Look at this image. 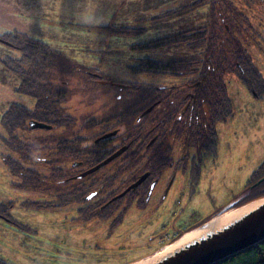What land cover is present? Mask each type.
Wrapping results in <instances>:
<instances>
[{
    "label": "rangeland",
    "instance_id": "1",
    "mask_svg": "<svg viewBox=\"0 0 264 264\" xmlns=\"http://www.w3.org/2000/svg\"><path fill=\"white\" fill-rule=\"evenodd\" d=\"M176 13L164 16L166 13ZM219 22L238 38L264 78V0H0V36L24 35L41 41L75 63L97 69L121 83L176 86L193 76L134 73L141 59L160 62L203 60L207 43L191 50L184 43L160 48L145 45ZM227 24V25H225ZM21 53L0 39V204L8 206L10 219L0 216V260L4 264H132L168 243L176 235L201 227L206 220L242 196L252 173L264 161V99H255L235 73L224 81L233 115L216 125L217 158L207 161L196 196L183 183L163 202L152 201L140 213L131 209L123 223L101 226L100 236L76 221L80 204L49 206L58 201L63 184L48 180L41 191L21 186V178L7 168L3 157L12 156L25 167L48 177L45 162L23 160L10 150L1 116L11 104L34 109L36 101L17 92L19 80L3 64ZM123 86H104V95L123 96ZM87 92L73 95L67 106L76 117H99L102 104ZM62 129L20 131L32 143L35 138ZM99 127L80 132L92 138ZM181 148L179 142L176 144ZM44 150L35 151L36 156ZM10 220L12 222H10ZM88 226L91 223L87 224ZM87 232V233H85Z\"/></svg>",
    "mask_w": 264,
    "mask_h": 264
},
{
    "label": "trees",
    "instance_id": "2",
    "mask_svg": "<svg viewBox=\"0 0 264 264\" xmlns=\"http://www.w3.org/2000/svg\"><path fill=\"white\" fill-rule=\"evenodd\" d=\"M174 13L176 11L166 13L164 16ZM0 39L21 53L18 59L6 58L3 61L4 66L19 80L17 92L36 101L34 109H28L16 103L9 106L1 116V125L6 132L4 141L7 147L23 160L33 159L45 162L50 167L51 174L46 177L32 168L25 167L20 160L14 159L12 156L3 157L7 168L13 175L20 177L21 186L30 191H41L48 180L63 184V188L60 189L61 194L57 198L58 201L49 204V206H66L72 203L88 205L85 200V197L90 194L88 184L93 181V186L104 185L105 187L106 185V190L109 191L119 176L116 173L120 171L117 170L118 166L104 167L92 175L76 181L73 178L76 166L81 171L93 168L122 144L129 145L130 150L136 151L135 154L128 156L132 157L133 163L140 154L142 146L148 140L145 137L146 134L142 135L139 129L146 125L150 126L151 123L159 120V117L166 111L154 112L153 114L158 113V117L153 116L151 119L142 116L138 121V117L156 100L162 99L163 102L169 98V95L162 93L163 91L158 90V86L154 84H131L112 80L102 75L97 69H89L75 63L49 45L24 35L6 33L0 36ZM177 43H185L191 50H196L207 43L205 58L202 61L179 60L172 62H160L146 58L139 60L131 69L137 74L149 73L172 77L193 76L187 81L188 83H201L195 90L199 123H196V128L193 127L192 130H189L188 145L203 146L208 153L212 152L216 157V125L233 115L224 75L235 73L250 94L259 100L264 99V78L238 38L231 33V30L226 31L219 22H214L210 29L199 28L183 32L145 46L160 48ZM101 82L113 83V87L123 85L122 89L125 90V94L123 96L104 95L103 88L108 84L102 85ZM174 88L177 89L178 86ZM90 91L97 94L101 100L108 98V102H100L103 103L101 116L97 118L76 117L70 114L67 106L70 98L76 94L82 97ZM127 99L132 101L128 102ZM176 99L179 101L181 96H177ZM124 100L127 102L117 106ZM118 107L120 110L117 109ZM173 111L176 109L171 112ZM107 123L110 126L118 123L124 132L122 131L118 138L110 141L109 144L102 141L97 143L98 137L104 131L103 125ZM37 124L49 127L48 130L62 129V131L54 135L35 138L31 144L23 141L18 133L35 130ZM94 127L100 129L96 136L92 138L80 136L82 130ZM105 144L111 148L108 154L100 150ZM37 150H48L50 152L47 156L48 159L43 160L45 155L36 156L35 151ZM126 160L128 158L124 161ZM125 178L128 183L134 179V176L127 175ZM262 178H264V161L252 173L236 207L264 197V182L252 188ZM112 193H116V191ZM98 207L97 205L96 208ZM8 208L5 204H0V216L8 219ZM78 210H93V207L91 205L80 206ZM217 214L218 212L208 218L206 222ZM82 219L89 221L90 217L83 214ZM121 219L122 216L117 219V223L121 222ZM10 222L12 221L10 220ZM196 228L198 226L190 230ZM185 232L176 235L162 246L174 242ZM0 264L4 263L0 260ZM217 264H264V242Z\"/></svg>",
    "mask_w": 264,
    "mask_h": 264
},
{
    "label": "flooded vegetation",
    "instance_id": "3",
    "mask_svg": "<svg viewBox=\"0 0 264 264\" xmlns=\"http://www.w3.org/2000/svg\"><path fill=\"white\" fill-rule=\"evenodd\" d=\"M4 43L8 44L7 42ZM101 83L102 85H107L103 84V82ZM198 84L201 83L185 82L181 85H176L178 86L177 89L174 88L175 86L164 87L157 85V89L169 95V98L163 102L162 99L156 100L149 108L141 113L140 117H138V121L142 116L149 117L150 119L153 116L158 117V113H155L156 115L153 114L156 111L165 110L166 112L159 117V120L151 123L150 126L146 125L139 129L142 135L146 134L145 137H147L148 140L142 146L140 154H138V157L133 163L132 157L129 158L128 156L135 154L136 151L130 150L131 148L126 144H122L121 147L115 149L113 153L102 161L104 162L113 154L123 149L119 157L105 166L108 168L118 166L117 170L120 171L116 173L119 174V176L115 179L113 188L108 191L106 190V185L105 187L104 185L93 186V181H91V184H88V187H90V194L85 197L88 205L80 204V206L87 207L91 205L93 210H77L78 215L76 217V221L80 222L84 229L94 230L96 234L100 236L99 232H101V226H104L110 220L111 228H115L123 223L126 213L131 209H135L136 212L138 211L140 213L139 215H141L152 201H160L159 203H161L171 195V192L177 194L179 187L181 185L183 186V183L188 185L189 193L191 194L190 197L196 196L198 186L201 183L202 171L205 167V163L208 160L215 161L217 158V156H213L212 152L209 151L210 153H208L203 146L188 145L189 130H192L193 127L196 128V123H199L195 94ZM112 85L114 86L113 83ZM177 96H181L179 101L176 99ZM127 101L130 102L132 100L127 99ZM127 101L124 100V102L117 106L123 105ZM165 107L166 109H164ZM119 108L120 107L117 109ZM150 108H152V110L145 114ZM173 109H176V111L171 112ZM103 126L104 131L102 135L98 137L97 143L102 141L108 142L109 144L110 141L112 142L118 138L119 134L123 131V128L121 129L118 123L111 126L107 123ZM178 142L181 144V148L176 146ZM100 150L108 154L111 148L107 147L105 144ZM44 151L45 156L43 160L46 161L50 152L48 150ZM126 158H128V160L124 161ZM160 159H164L165 161ZM75 169L76 173L73 175V178H75L76 181L93 174L85 175V173L92 168L81 171V169L76 166ZM127 175H133L134 179L127 183V179L125 178ZM143 177L145 178L143 179ZM141 179H143V181L135 187L134 185ZM255 186L256 184L252 186V188ZM77 188L76 186V189ZM113 191H116V193H112ZM97 205L99 206L98 208H96ZM83 214L88 215L90 220H83ZM121 216V222L117 223V219ZM88 223H91V225L88 226ZM162 247L163 246H161V248Z\"/></svg>",
    "mask_w": 264,
    "mask_h": 264
},
{
    "label": "water",
    "instance_id": "4",
    "mask_svg": "<svg viewBox=\"0 0 264 264\" xmlns=\"http://www.w3.org/2000/svg\"><path fill=\"white\" fill-rule=\"evenodd\" d=\"M103 84L112 85V83H106V82H103ZM151 110L152 108L147 110L145 114L149 113ZM35 128L36 129H49V127L44 126L42 124L35 125ZM122 152H123V149L113 154L111 157L106 159L104 162L100 163L99 165L87 171L85 175L92 174V173L99 171L100 169H102L103 167L107 166L112 161H114L117 157H119L122 154ZM144 178L145 177H143V179ZM143 179L137 182L134 186L136 187L137 185H139L143 181ZM262 182H264V178L261 179L258 183H256V186ZM263 199L264 197L251 201L245 205H248L252 202L263 200ZM239 200L234 201L233 203L228 205L224 210H222L221 212H218L216 216L211 218L201 227L185 232L177 240H175L174 242L170 244L163 246L157 252H154L151 256H148L147 258H150L156 255L164 247L168 245H172L173 243L181 239L185 234L192 232L194 230H197V229H205L209 227L210 223L218 216L224 213H227L231 210L238 209L240 207L245 206L243 205L240 207H236ZM262 242H264V204L258 207L256 210L248 213L247 215L239 219V221L232 223L231 225L227 226L226 228L220 230L217 233L209 234L206 238L196 241L190 245H187L183 249L175 252L171 256H168L162 259L156 264H217L238 253H241V252H244L245 250L253 248L254 246ZM136 263L138 262H135L132 264H136Z\"/></svg>",
    "mask_w": 264,
    "mask_h": 264
},
{
    "label": "bare ground",
    "instance_id": "5",
    "mask_svg": "<svg viewBox=\"0 0 264 264\" xmlns=\"http://www.w3.org/2000/svg\"><path fill=\"white\" fill-rule=\"evenodd\" d=\"M264 204V199L252 202L248 205L240 207L238 209L231 210L227 213H224L217 218H215L209 225V227L205 229H197L192 232L185 234L181 239L173 243L172 245H168L164 247L160 252L156 255L147 258L141 262L136 264H156L162 259L173 255L175 252L183 249L187 245H190L196 241L206 238L209 234L217 233L220 230L226 228L232 223L239 221L242 217L247 215L248 213L256 210L258 207Z\"/></svg>",
    "mask_w": 264,
    "mask_h": 264
}]
</instances>
